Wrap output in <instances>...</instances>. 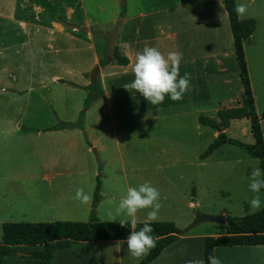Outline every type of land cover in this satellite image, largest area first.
I'll list each match as a JSON object with an SVG mask.
<instances>
[{
    "label": "rangeland",
    "instance_id": "obj_1",
    "mask_svg": "<svg viewBox=\"0 0 264 264\" xmlns=\"http://www.w3.org/2000/svg\"><path fill=\"white\" fill-rule=\"evenodd\" d=\"M248 1L250 4H247ZM68 2H75L79 5L74 7V10L71 9L69 18H66L65 14V20L61 22L63 25L67 24L69 28L76 27L79 24L78 12L81 13V17L85 13L88 19L86 29L99 57L100 70L97 74V81L101 91L103 84L106 87H110L111 84L115 87L120 82L115 77H112L111 82L110 76L106 75V72H109L105 70L107 65H110L108 69L113 67L109 75L112 73L123 75L126 78L123 65H119L116 61L102 62L105 59L106 33L113 28L118 19L128 18L131 14L135 15L131 20L126 19L122 25L117 39V46H120L127 35L143 25L144 18L136 14L150 11L154 13L151 16L153 26L148 27L150 35L159 34L160 30L170 31L169 26L177 33H180L182 28H186L188 34L191 35L199 28L200 30L205 29L207 15L210 16L213 10L216 20L218 19L220 23V37L216 45L222 46L227 53L224 61L230 74L228 89L225 88L224 93L234 99L237 98L238 101L233 103L235 106L238 105L237 102L242 104V83L232 34L228 18L223 14L224 8L222 10L219 7L218 1L211 3L208 0H200L199 4H193L192 0H68ZM240 3L247 5L246 14L254 16L257 24L260 25L259 31L255 34L254 45L251 46L252 40L244 43L247 59L249 58L247 68L255 109L260 114L264 108V62L262 61L264 57V0H238V4ZM180 18L182 20L178 23ZM56 21L59 22L58 19ZM13 26V23H8L7 29H14ZM2 27L0 21V29ZM20 39V34L14 35V33H9L4 41L0 39V131L10 130L18 124L23 128L43 129L63 122L76 121L83 108L87 94L86 88L91 83L90 73L96 65L92 63L93 50L90 44L84 45L82 42L72 40L69 42L68 49L54 56L57 59L54 62L49 61L50 55L44 52L43 61L41 60L40 64L42 74L38 75L39 60L33 58V66L31 63V57H34L35 53L28 51L25 46L19 48V46L10 45ZM149 45L159 48L163 53L166 46L170 48L171 42L153 40ZM120 53L122 54L121 49ZM32 72H34L33 76ZM185 72L193 75L192 68L180 66L181 76ZM12 74L18 75L19 82H11ZM52 74L81 84L85 82L89 84L85 88L68 86L58 81H51ZM106 76L107 78H104ZM27 82H30L29 89L25 88ZM206 83L204 78H199V85L204 89L207 87ZM13 86L18 91L10 89ZM1 87L4 90H1ZM191 92L192 90L185 93L184 97ZM111 93L114 94V102L103 91L101 95L92 94L91 107H89L91 109L86 116L84 115L82 121L83 130L78 128L81 131V142L73 141L68 145L57 137L48 140L45 137L36 138L35 133L26 134L25 130L18 133L23 136L7 146L5 150L8 157L15 158L16 165L22 166L23 180L12 184L6 179L2 181L0 188L8 190L20 188L23 196L27 191L30 195L32 194V199L42 201L50 200L49 193L53 191V198L56 200L53 203L60 210L58 212H61L69 204L74 207L78 204L83 205L78 200L69 202L64 191L65 186H63V195H56V192L60 190L58 183L75 182L91 197V209L98 176L101 181V199L96 206L99 208L95 209V215L100 220L112 221L120 198L126 194V182L130 187H138L145 181H150L160 190L163 204L156 221L174 222L180 234H212L211 236H214L215 233L225 231V224L205 221L182 233L193 220L196 211L211 215H225L226 218L253 213L249 201L255 193L249 190V182L246 178L250 176L253 168L260 167L258 159L247 154L242 148L229 143L221 145L202 159L200 154L214 139L211 135L216 129L210 126L202 128L196 114L195 104L183 106L186 113L177 115L175 109H179L182 100L173 101L170 96H166L161 105L144 106L147 101H144L143 97L139 101L135 97L128 98L134 95V90L128 92L122 89L111 91ZM223 99L222 95L218 98L214 96L213 104ZM111 107L112 112L108 110ZM204 115L218 121L212 110ZM246 119L234 120L229 131H224L229 137L253 143L250 124ZM88 134L91 136L100 134L101 147L92 146L94 149L91 147L87 150ZM70 159H73L71 163ZM7 167L11 171L13 165L9 164ZM84 168H86L84 176L75 178L67 175L51 176V174L47 178L42 177L44 170L48 173H67L68 170ZM92 173L95 174L91 176ZM32 174H36L39 179H29V181L24 179V175ZM125 178L128 181H124ZM90 179H92V186ZM193 188L196 192L194 195H192ZM260 197L262 207L264 189H261ZM62 200L69 203L58 204ZM27 204H30V197L29 203L24 204V208H27ZM90 209L85 215L79 214L80 216H66L65 218H74L68 219L71 221H86L90 217ZM149 211L151 209H145L144 214ZM115 218L118 219L116 221L120 219L129 221L128 217L123 215ZM5 221L28 220L14 214L3 222ZM2 223H0V242ZM110 248L114 249V247ZM108 249L104 244L102 245L104 264H120V260L107 254ZM84 251L89 256L92 247L84 246L82 249H77L76 252L67 256V260L75 262L79 257L84 258ZM184 251L185 260H181V257L177 259L176 252L180 255L184 254ZM166 255L171 260L170 264H185L187 260L197 258L195 251L192 252L183 246L171 248ZM13 257L17 258L16 255ZM19 258H26V256H20L17 259ZM132 259L128 248L126 250L123 248L122 262H129ZM6 264L13 263L7 262ZM20 264H26V262Z\"/></svg>",
    "mask_w": 264,
    "mask_h": 264
},
{
    "label": "crops",
    "instance_id": "obj_2",
    "mask_svg": "<svg viewBox=\"0 0 264 264\" xmlns=\"http://www.w3.org/2000/svg\"><path fill=\"white\" fill-rule=\"evenodd\" d=\"M215 1L218 0H208V2L211 3H215ZM235 2L237 5L238 0H235ZM192 3L199 4L200 0H192ZM56 4H58V6H56ZM247 4H250V2L248 1ZM78 5L79 4L75 2H68V0H0V21L3 26L0 29V39L4 41L5 37L8 36L9 33H14V35L20 34L21 39L18 42L15 41L14 43H11L10 45L19 46V48L25 46L27 47L28 51H32L33 53H35L34 57H31L32 59L31 63L33 66V58L34 60L37 59L39 60L38 75L42 74V66H40L43 57L42 54L44 52L46 54H49L50 55L49 61L52 62H54L55 60L57 61V59L54 58V56H56L62 50L68 49L69 42L72 40L74 42H79V43L82 42L84 45L90 44V47L93 50L92 63L98 64L99 57L94 50V47L91 43V36L88 34V31L86 29V24L88 22V19L85 13L84 16L81 17L80 16L81 13L78 12L77 19L79 24L76 27L69 28L67 24L63 25L61 22V20L62 21L65 20L64 15L66 14V18H69L71 9L74 10V7H78ZM153 14L154 13H152L151 11L147 13L136 14L139 17L142 16L144 18L142 20L143 25L140 26L139 28H136L135 31H133V33L127 35L119 46L122 51V55H125L126 58L128 59L127 64L123 65V68L125 69L126 78L123 75H113L112 73H110L109 75V72L113 67L108 69V66L110 65H107L105 70L109 72H106V75L110 76L109 79L111 80V82H112V77H115L120 82L115 87L114 86L112 87V84L110 87H106L105 84H103L102 91L105 94H108L112 99V101L114 102L115 99L113 96L114 94H112L111 91H117L122 89L126 90L123 86L126 83H130L134 80V74L131 70V66L134 62L135 53L137 51H141L145 47V45L150 46L149 44L153 40L154 41L168 40L171 42V46L170 48L166 46L164 48L163 53L166 55L170 51L182 52L183 59L181 62V66L192 68V73H193L190 81V85H191L190 90H192V92L190 93L191 95L189 94L186 97H183L179 109L174 108L176 110L175 114L177 115L185 114L186 111L183 106H189L191 104H195L197 106L196 114L198 115V117L200 115H204V113H207L209 110H212L214 115L217 117V111L220 108L235 106L233 103H235V101H238L237 98L234 99L233 97H230L229 94L224 93V89L225 88L228 89L227 85L229 84L230 74L225 66V61H224V59L227 56V53L225 52V49L222 46H219L218 44L216 45V42L219 41V37H220V30H219L220 23L218 22V19L216 20L214 11L212 10L210 12V16L209 14L207 15L205 29L200 30L199 28L198 30L193 31L191 35L188 34V30L186 28H182L181 32L177 33L174 32L171 26H169L168 28L170 29V31L164 32L160 30L159 34L150 35L148 31V27L153 26V21L151 20L152 19L151 16ZM223 14L224 16L226 15L228 18L225 7ZM133 16L135 15L131 14L128 18L131 20L134 18ZM253 17L254 16L245 14L244 18L242 19L253 18ZM128 18L127 17L123 18L122 25L124 24L125 20ZM56 19H58L59 22H57ZM181 20L182 19L180 18L178 23H180ZM8 23H13L14 29L12 28L10 30L7 29ZM259 28L260 25L258 23L254 33H252L249 39L253 41L251 46H253L255 43L254 42L255 34L259 31ZM249 40L245 41L244 43L250 42ZM62 47L65 48L63 49ZM244 53L248 66L249 58L247 59L246 56L245 44H244ZM262 61L264 62V57L262 58ZM33 75L34 72H32V76ZM107 76L104 78H107ZM11 78H12L11 82L13 83H16L17 81L19 82L18 75L16 76L12 74ZM199 78H204L207 81L206 83L207 87L205 89L199 85ZM39 80L42 79L39 78ZM51 81L54 82L58 81L61 84H68V86L71 85L74 87H81V88H85L89 84V83L87 84V82L81 84L79 82H74L71 80L64 79L62 76H56L54 74H52ZM25 88L26 89L30 88V82L26 83ZM10 89H12L13 91H18L17 88H15V86H13ZM1 90H4V88L1 87ZM241 90L243 91V87ZM220 95H222L224 99L221 102L218 101L217 104H213L214 96H217L218 98ZM129 97L130 98L135 97L137 98V101H139L143 96L140 93L135 92L134 90V95L128 96V98ZM143 100L145 101L144 98ZM145 103H143L145 104L144 106L149 105L148 102ZM237 104L238 105L236 106L241 105L240 102H237ZM90 109L91 108H89L86 111L85 116ZM111 109L112 107L108 110L111 111ZM234 120H238V119L234 118L230 120L228 127L224 129L226 130V132H228L229 129L231 128L232 124L234 123ZM246 120L249 122L248 119ZM247 121L245 122L247 123ZM63 123H71V122H63ZM260 123L264 137V119H262ZM201 124L203 126L202 128H206L207 126H209L203 123ZM49 127L51 126L45 127L43 129H38V128L35 129L29 127L23 128V126L18 124L16 125L15 128H11L10 130L4 132L0 131V184L2 183V181L6 179L9 180L12 184H16L17 181L21 182V180H23L22 166L16 165L14 162L15 158L11 159L10 157H8V154L5 150L7 146H10L13 142H16V140L20 139L23 136L21 134H18L21 131L25 130L26 134L35 133L36 138L45 137L48 140L50 139L53 140L56 139L55 137H57L58 139L64 140L68 145L73 143V141L79 140L81 142L80 139L81 131L78 128L72 127V128L48 130ZM217 133L218 132L215 130L212 133L211 137L215 138ZM101 141L102 138L100 134H95L94 136L88 134L87 142L89 145L87 150H90L92 146H96L97 148L101 147ZM72 161L73 159H70V163ZM9 164L13 165L11 171H9L7 167V165ZM85 171L86 168L68 170L67 173H58V172L48 173L47 170H44L42 177L47 178L51 174V176L67 175L72 178H75L79 176H84ZM94 174L95 173H92L91 176ZM24 179L29 181V179H39V177L36 176V174L24 175ZM90 180L92 186V179ZM124 181H128V180L125 178ZM77 185L78 184H76L75 182H70V181H63V183L60 182L57 185L60 190L56 192L57 193L56 195L62 196L63 192L65 191L67 198L69 199V202H74L76 201V199L74 198L76 189L79 188ZM63 186L66 187V190H64ZM128 187L130 186L126 182V191ZM194 192H195V188H194ZM25 193L26 194H24L23 196L22 190L20 188L11 189V190L0 188V223L8 219V217H12L14 214L28 221H41L44 219L53 220V221L68 220L74 218H65L66 216L75 217V216H80L79 214L85 215L86 212L90 209V201H89L87 204H83L82 206L78 204L77 206L74 207L73 205L69 204V206L65 208L64 211L58 212L60 210L56 208L53 203L56 202V200L53 198L54 196L53 191L49 193L51 198L50 200L47 201L34 200L32 199V194L30 195L27 191ZM29 197H30V204L29 205L27 204L28 205L27 208H24V204L29 203ZM69 202H67L66 200H62L58 204H67ZM97 208H99V206ZM144 212L145 209H143L142 213L139 212L137 213V217H136L137 222L148 221L147 213L144 214ZM139 215H141V218H139ZM4 217H6V219H4ZM128 219L130 221V218ZM115 220L118 219L115 218ZM218 234L219 233H215L213 235L216 236ZM207 235H212V234H190V233L179 234L178 238L174 242L164 247L162 251L149 264H170L171 260L167 258L166 252L171 248H176L178 246L187 247V249L191 250L192 252L195 251L197 258L203 259L204 237ZM126 240L127 239L77 241L76 243L72 244L69 247L56 250L53 253L52 259L49 264H104V260L102 258L103 244L105 245L106 248H109L108 250H106L107 254L109 256H114V258H116L117 260H120L121 261L120 264H135L144 256L141 257L140 259L133 258L129 262H122V250L123 248L125 250L127 249ZM84 246L92 247V252L89 253V256L86 255V251H84V255H83L84 258L79 257L75 262H70L67 260L68 255L76 252L77 249L79 248L82 249ZM110 247H114V249H111ZM16 248L18 249L17 252L19 251L25 252L26 254L23 257L26 256V258L17 259L18 257L21 256L18 254H15L17 258H14L13 257L14 255H7L4 256L3 258V264H6L7 262L13 264H20L21 262H26V264H40L38 258L27 256V253L42 248V245L19 244L16 245ZM214 250H215L214 254L220 259L221 264H264V244L217 246L214 248ZM176 255L178 256L177 259L181 257V260H185L184 258L185 251L184 254H180V255L179 253L176 252Z\"/></svg>",
    "mask_w": 264,
    "mask_h": 264
},
{
    "label": "trees",
    "instance_id": "obj_3",
    "mask_svg": "<svg viewBox=\"0 0 264 264\" xmlns=\"http://www.w3.org/2000/svg\"><path fill=\"white\" fill-rule=\"evenodd\" d=\"M235 0H224V7L228 15L230 30L233 39V47L239 67V75L243 87L242 104L239 106L223 107L217 111L219 121L205 115L198 117L203 124L214 129L220 128L215 138L200 154L205 158L213 150L223 144L229 143L242 148L247 154L258 159L260 168L264 171V137L261 128V120L264 119V108L260 114L256 112L254 97L252 94L248 68L244 53V42L249 40L256 29L257 22L254 18L238 19L235 12ZM115 54L119 65H126L128 59L120 53V47L116 46ZM103 63L106 62L104 59ZM87 94L84 98L83 108L75 122L61 123L48 128V130L76 127L83 130V118L92 102V94H102L98 81L87 86ZM247 118L250 123V131L254 138L253 143L242 142L229 137L224 131L231 119ZM101 181L96 178L93 191V199L90 209V217L86 221L54 220V221H5L1 224L0 264L7 255H15L19 244H39L42 248L28 252L27 256L38 258L40 264H49L53 253L61 248L69 247L77 241H100L127 239L131 233L130 221L127 226H121L119 221L100 220L95 215V209L101 199ZM194 195V188L192 189ZM153 227L152 235L157 238L156 247L135 264H149L168 244L174 242L180 234L179 229L172 221H147ZM225 231L216 236L204 237L203 259L208 264V256L214 254L217 246L232 245H257L264 244V205L260 210L247 213L241 217H227ZM145 222H137L136 230L139 231Z\"/></svg>",
    "mask_w": 264,
    "mask_h": 264
},
{
    "label": "clouds",
    "instance_id": "obj_4",
    "mask_svg": "<svg viewBox=\"0 0 264 264\" xmlns=\"http://www.w3.org/2000/svg\"><path fill=\"white\" fill-rule=\"evenodd\" d=\"M219 7L223 10L224 0H218ZM238 19L244 18L247 12V5L240 3L235 6ZM183 53L180 51H170L166 55L157 47L145 45L141 51L135 53L131 70L134 80L126 83L123 87L126 90L140 93L151 105H161L166 96H170L173 101L182 100L185 93L190 90L191 73L180 74V66ZM249 190L255 195L249 201L253 212L261 208V189H264V171L260 167L252 169L248 176ZM76 200L87 204L91 197L84 188H77L75 192ZM163 204L161 203V192L154 187L150 181H145L138 187H128L115 208V217L126 216L130 218L131 233L127 237L126 243L128 252L133 258L140 259L156 247L157 238L152 235L154 232L150 223L145 222L143 227L137 231V213L143 209H151L147 213L148 221H156ZM111 215V213H110ZM115 217L113 222L116 221ZM120 225L127 226L124 219L119 220ZM215 250H213V253ZM208 264H221L220 259L215 254H210L207 258ZM185 264H205L201 258H192Z\"/></svg>",
    "mask_w": 264,
    "mask_h": 264
},
{
    "label": "water",
    "instance_id": "obj_5",
    "mask_svg": "<svg viewBox=\"0 0 264 264\" xmlns=\"http://www.w3.org/2000/svg\"><path fill=\"white\" fill-rule=\"evenodd\" d=\"M123 1V0H121ZM123 19H118L113 28L106 33L107 37V43L105 47V60L106 62H115L117 61V56L115 54V48L117 46V38L120 33L121 27H122ZM100 70L99 64H96L94 69L90 73V77L92 82L97 81V74ZM218 132L221 130L220 128L216 129ZM214 222V223H220V224H226V216L225 215H211V214H205L201 213L199 211L195 212L193 220L187 225V227L182 231V233L189 231L191 228H193L195 225H197L200 222ZM18 255L24 256L25 252H17Z\"/></svg>",
    "mask_w": 264,
    "mask_h": 264
}]
</instances>
